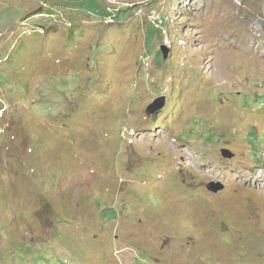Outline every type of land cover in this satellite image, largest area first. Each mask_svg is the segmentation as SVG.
<instances>
[{"label":"rangeland","instance_id":"rangeland-1","mask_svg":"<svg viewBox=\"0 0 264 264\" xmlns=\"http://www.w3.org/2000/svg\"><path fill=\"white\" fill-rule=\"evenodd\" d=\"M0 264H264V0H0Z\"/></svg>","mask_w":264,"mask_h":264},{"label":"water","instance_id":"water-1","mask_svg":"<svg viewBox=\"0 0 264 264\" xmlns=\"http://www.w3.org/2000/svg\"><path fill=\"white\" fill-rule=\"evenodd\" d=\"M166 106L167 98L165 96H161L156 98L153 103L148 107V112L153 115L163 111ZM223 156L228 159H234L235 157V155L229 150H224ZM208 190L214 194H218L225 190V185L221 182H213L209 185Z\"/></svg>","mask_w":264,"mask_h":264},{"label":"built area","instance_id":"built-area-1","mask_svg":"<svg viewBox=\"0 0 264 264\" xmlns=\"http://www.w3.org/2000/svg\"><path fill=\"white\" fill-rule=\"evenodd\" d=\"M111 19H115V16H112ZM151 21H153V24L159 28V22H162V20H158V15H155L151 18Z\"/></svg>","mask_w":264,"mask_h":264},{"label":"clouds","instance_id":"clouds-1","mask_svg":"<svg viewBox=\"0 0 264 264\" xmlns=\"http://www.w3.org/2000/svg\"><path fill=\"white\" fill-rule=\"evenodd\" d=\"M112 16H110V18H111ZM162 19H163V17H162ZM114 20H116V19H114ZM163 23H164V20H163Z\"/></svg>","mask_w":264,"mask_h":264},{"label":"trees","instance_id":"trees-1","mask_svg":"<svg viewBox=\"0 0 264 264\" xmlns=\"http://www.w3.org/2000/svg\"><path fill=\"white\" fill-rule=\"evenodd\" d=\"M115 18H116V16H115Z\"/></svg>","mask_w":264,"mask_h":264}]
</instances>
